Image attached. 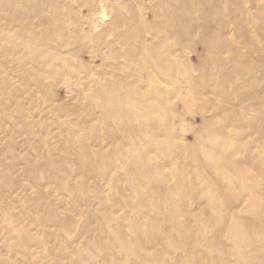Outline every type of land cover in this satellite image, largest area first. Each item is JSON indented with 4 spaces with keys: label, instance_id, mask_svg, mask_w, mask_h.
I'll return each mask as SVG.
<instances>
[{
    "label": "bare ground",
    "instance_id": "6f19581e",
    "mask_svg": "<svg viewBox=\"0 0 264 264\" xmlns=\"http://www.w3.org/2000/svg\"><path fill=\"white\" fill-rule=\"evenodd\" d=\"M30 1L32 7L29 8L22 0H0V49L10 48L16 52V56L13 53L8 55L7 49L0 66L12 63L13 70L9 73L10 76L15 73L22 78L24 87L33 84L40 89L43 77L51 76V71L47 68L52 65V79H56L52 83V91L74 95L72 105L80 111L83 109L95 111L99 108V112H93L94 117L90 115L88 123L78 131L70 130L71 127L64 131L71 134V139L61 135V139L58 140L62 146L59 165L56 164V160L59 159L58 153L54 151L55 149L49 148L53 161L50 168L52 170L58 168L68 173L70 171L67 170L66 164L74 162L75 172L82 177L89 172H97L98 177L91 186L98 191L96 200L100 204H105L109 201L103 191V184L109 182L112 174L100 172L93 163L107 154L111 157L108 167L112 170L122 164L121 170L130 177L129 184L139 192L136 195L127 194L128 205L134 213L126 215L125 218L133 220L134 224L136 222L145 224L149 229L148 236L151 242L157 243L160 240L157 236V231H160L158 216L167 213L165 219L167 224L163 231L175 230L178 238L183 240L187 249L191 251L190 255L199 256L203 264L206 254L202 248L207 249L211 255L215 254L216 262L219 264L224 261L223 255L227 253L226 251L237 259V264L245 263L248 260L246 253L242 251L234 253L226 244L224 247L216 245L219 239L212 236V227L220 230L226 226L233 227L234 221L228 220L225 213L227 210L225 206L231 203L239 202V207L245 211L253 207L251 203L246 204L248 200L243 197V192L264 204V189L261 188L264 186V61L261 59L258 63H251L245 58L227 66L220 61L225 53L224 49H221L220 54L211 57L209 65L212 68L203 71L202 78L208 80L216 78L219 80L218 87L229 88L230 92H217L216 89L214 99L219 103L210 100L206 107L200 108L196 113L201 118L200 127H193L189 123L186 125V120L182 116H178L180 119L178 125L170 120L174 111L168 112L163 103L168 100L167 95L172 96L169 101H182L184 108L189 112L192 107L191 95L189 99L183 96L179 91V85H174L171 90L166 88L164 82L152 79L144 82L135 76L153 65L159 70L170 69L177 63L176 59L167 56L155 58L153 61V52L150 51L143 57L138 54L136 57L140 58L136 65L134 55L137 48L131 40L126 41L130 50L118 56L115 45L123 38L120 39L119 35L115 38L114 20H109V0ZM196 1L193 6L199 8L198 0ZM235 1L237 10H233L234 19L240 14L239 9L242 7L240 0ZM211 2L215 3L216 0ZM162 4L170 5L174 9L191 5L190 0H162ZM260 13L264 14V8ZM161 17L162 15L154 17L150 21L140 18L139 24L145 28L139 38L143 36L148 38L150 35L156 38L157 34L151 32V27L158 24L164 28L160 24ZM180 22L182 21H176V24ZM215 36L214 34L205 36L206 43H212ZM14 40H21V44L15 43ZM95 40L102 41L109 54L104 53L103 49H95ZM144 41L150 45L154 43L147 39ZM42 48L52 49V54ZM88 50L91 52L85 54ZM253 54L262 56L263 49L257 48ZM120 57L128 60L125 70L121 69L123 63L122 59L119 61ZM98 58L102 60L98 61ZM130 63L133 64L128 66ZM135 68L137 71L133 73L132 70ZM3 77L7 76L0 74V84L7 81ZM192 80L193 77H188L187 83H191ZM255 81H259L263 87L259 89ZM12 88L14 92L18 90L16 87ZM5 91L8 92L7 89ZM155 93L160 97L154 96ZM7 95L9 93L2 95V103L11 100ZM97 96H104L106 102L101 105L95 102ZM194 96L201 97L200 94ZM19 104L23 105L24 102L20 101ZM10 108L11 106L7 107L8 119L13 116ZM252 112L256 115H252ZM100 114L102 120L110 121L114 117L119 119L117 127L110 125L115 135L112 139L104 137L96 139L91 126H88L92 120L99 123ZM164 115L168 116L167 119H164ZM194 117L192 119H195ZM224 118L237 130L238 141L234 144L227 145L225 141L218 143L214 140L216 133L219 132V123ZM161 126H164V131L161 130ZM179 126L181 133L178 131ZM188 132L197 139L189 142L186 139ZM202 136L211 139V144L201 143ZM150 143L156 146L157 154L152 155ZM113 144L121 145L123 162H120ZM42 146L46 147V144ZM82 157L83 160H78ZM165 157H168V160L164 161ZM89 162L91 167L86 168L85 163ZM170 175L175 176V179H170ZM222 175L226 177H220ZM50 177L54 178L52 175ZM87 182L85 180V185ZM123 183L121 177L113 185L116 184L118 190L123 191L122 188L126 186ZM7 186L12 187L10 184ZM58 189L65 190L63 185H59ZM70 189L74 190L72 184ZM153 194H157V197L151 198ZM91 198L92 196L83 197L86 201ZM219 202L222 205L219 206ZM181 204L183 209L180 208ZM210 207L214 212L207 211L206 220L213 224L211 227L206 220L200 221L196 214V211L201 214L203 208ZM103 211L102 215L106 220L114 219V212ZM233 212L231 210V216ZM4 213L6 218V212ZM89 215L96 217L95 213ZM257 217H261L263 227L260 233H263L264 210L261 214L254 213L251 219ZM238 223L241 225L239 220ZM102 229L105 230L104 227ZM240 233H243L242 229H236V234ZM140 236L144 239L147 237L142 232ZM166 242L171 247L176 246L174 239ZM246 245L252 247L251 241ZM251 252H260L264 255V248L252 249ZM167 253L177 254L169 251ZM244 254L243 258L240 257ZM104 263H109L107 258Z\"/></svg>",
    "mask_w": 264,
    "mask_h": 264
},
{
    "label": "rangeland",
    "instance_id": "374dc122",
    "mask_svg": "<svg viewBox=\"0 0 264 264\" xmlns=\"http://www.w3.org/2000/svg\"><path fill=\"white\" fill-rule=\"evenodd\" d=\"M211 1L198 0L199 8H195L193 5L197 1L190 0L191 5L188 7L174 9L170 5H163L162 0H109V20H114L115 38L118 35L120 39L123 38L115 45L118 56L130 50L126 41L131 40L137 48L134 55L136 65H138L136 61L150 51L153 52V61L155 58L167 56L176 59L177 63L170 69L159 70L153 65L146 67L135 76L144 82L151 79L164 82L168 89L179 85V91L183 96L189 99L191 95L192 107L189 112L184 108L182 101H169L172 96L167 95L168 100L163 103L168 112L174 111L170 120L178 125H180L178 116H182L186 120V125L189 123L193 127H200L201 118L196 113L200 108L206 107L210 100L219 103L214 99L216 89L217 92H230L229 88L218 87V79L202 78V72L212 68L209 65L211 57L220 54L221 49H224L225 53L220 61L227 66L245 58L251 63H258L261 59L264 61V14L260 13L264 8V0H240L242 7L235 19L233 15V10H237L235 0H216L215 3ZM22 2L27 7H32L30 0H22ZM206 6L208 9H204ZM161 15L160 24L164 28L158 24L151 27V32L157 34L156 38L151 37L152 35L148 38L145 36L139 38L145 28L139 24L140 18L150 21ZM176 21L182 22L176 24ZM211 34L216 36L212 43L208 44L205 36ZM144 39L154 41L153 45L146 43ZM113 40L114 38L110 41ZM14 42L21 44V40ZM94 46L95 49H103L104 53L109 54L108 48L104 47L102 41L95 40ZM257 48L263 49L262 56L253 54ZM7 49L3 47L0 49V61L5 59ZM42 50L52 54V49L42 48ZM7 52L8 55L13 53L16 56V52L10 48ZM90 52L88 50L85 54ZM138 54H141L139 58L136 57ZM98 59V61L102 60V58ZM121 59L123 63L121 69L125 70L128 60L120 57L119 61ZM12 70V63L0 66V74L7 76L3 77L7 79L6 83L0 84V103L3 102V94L9 93L7 96L11 97L8 103L7 101L2 103L0 108V264H106L105 258L108 259V264H203L199 256L190 255L191 251L187 249L186 243L178 238L175 230L163 231L167 224L165 221L167 213L158 216L160 231H157V236L160 240L157 243L150 241L149 229L145 224L137 222L134 224L133 220L125 218L126 215L134 213L128 205L127 194L136 195L139 192L129 184L130 177L121 170L122 164L112 170L108 167L111 157L107 154L93 163L100 172L112 174L109 182L103 184V191L109 201L105 204H100L96 200L98 191L91 186L98 177L97 172H89L82 177L75 172L74 162L66 164L67 170L70 171L68 173L58 168L54 170L50 168L53 162L50 150L53 148L58 153L59 159L56 160V164L59 165L62 146L58 140L61 139V135L71 139V134L64 131L70 127V130L78 131L88 123L90 115L93 118L94 113L99 112V108L95 111L89 109L80 111L72 105L74 95H68L63 91H52V83L56 81L52 79V65L47 68L51 71V76L43 77L40 89L33 84L24 87L20 76L15 73L14 76H10ZM136 71L137 68L132 70L133 73ZM188 77H193L194 80L187 83ZM255 85L259 89L263 87L259 81H255ZM12 86L18 90L15 89L14 92ZM199 94L201 97L194 96ZM154 96L160 97L158 93ZM20 101L24 104L20 105ZM94 101L101 105L106 102V98L97 96ZM10 106L13 116L8 119L7 107ZM251 114L256 115L253 112ZM167 117L164 115V119ZM193 117L195 119H192ZM118 122L119 119L116 117L110 121L102 120L100 114L99 123L92 120L88 126H91L92 134L96 139L100 137L112 139L115 135L110 125L117 127ZM161 130L164 131V126H161ZM178 131L180 133L182 131L180 126ZM186 139L193 142L197 138L188 132ZM214 140L218 143L225 141L227 145L234 144L238 141L237 130L224 118L219 123V132L216 133ZM211 141L205 136L200 139V142L206 145H210ZM42 144H46V147ZM112 146L120 162H123L121 145ZM149 146L152 155L156 153V146L152 143ZM78 160H83V157ZM166 160L168 157L164 158V161ZM85 166L91 167V163H85ZM50 175L54 178L52 179ZM119 175L126 185L122 188L123 191H119L116 184L113 185L116 180L121 179ZM214 177L217 178L216 175ZM170 179H175V176L170 175ZM85 180L90 184L87 182L85 185ZM8 184L12 187H8ZM71 184L74 187L73 191L70 189ZM59 185H63L65 190L58 189ZM261 188L264 189V186ZM87 196L92 198L86 201L83 197ZM156 197L157 194L151 195V198ZM243 197L248 200L246 204L251 203L253 207L247 211L242 210L239 202L225 206L228 220L234 221L233 227L226 226L221 230L212 227V236L219 239L216 241L218 247H224L226 244L234 253L241 251L246 253L248 260L242 264H264V255L260 252H251L252 249L264 248V232L260 233L263 227L261 217L251 219L254 213H262L264 204L245 192ZM162 198L167 199L164 196ZM180 208H184L182 204ZM103 210L114 212V219L106 220L102 215ZM211 210L213 213L212 207L203 208L201 214L196 211L197 218L205 221L207 211ZM231 210L234 211L232 216ZM90 213H95L96 217L90 216ZM206 222L209 227L213 225L209 220ZM236 229H242L243 233L237 235ZM141 232L146 234L145 239L140 236ZM164 237L174 239L176 246H169L166 241L170 239ZM249 241L252 247L246 245ZM206 250L202 248L206 254L204 264H219L216 262L215 254L211 255ZM168 251L177 254L169 255ZM226 252L223 255L225 259L220 264H237V259ZM244 256L245 254L240 257Z\"/></svg>",
    "mask_w": 264,
    "mask_h": 264
}]
</instances>
